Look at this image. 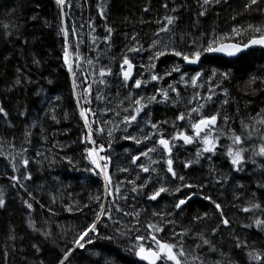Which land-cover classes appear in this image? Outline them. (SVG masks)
I'll return each instance as SVG.
<instances>
[{"label":"snow or ice","instance_id":"1","mask_svg":"<svg viewBox=\"0 0 264 264\" xmlns=\"http://www.w3.org/2000/svg\"><path fill=\"white\" fill-rule=\"evenodd\" d=\"M55 2L63 16L66 0H55ZM196 5V19L187 29L180 27V7L175 5V0L172 6L168 3L162 4L165 10L162 19L151 22L141 20V23L157 25L149 37L150 42L146 45L138 33L126 34L127 42L119 58L117 59L115 54L111 57V61L118 64L117 71L113 70L111 63L99 64V57L96 58L98 67L94 65L93 59L83 58L79 42L75 50L70 51L69 30L63 26L59 28V34L63 36V64L72 78V93L85 129L80 142L85 145L83 159L91 165V169L86 170L102 178L105 197H113V199H108L105 203L100 196H96L97 207L90 209L93 212L92 219L85 217V223L79 227L75 235L70 240L63 241V247L59 246L52 229L44 230L29 218L28 229L43 239H37L35 242L30 240L27 245L28 250L25 251L23 247L18 248L16 245L17 239L23 241L25 237L19 236L14 227H9L5 234L4 245L0 248V264H84L85 259L87 264H102V262L120 264L117 259L119 253L115 249L102 248V251H107L110 255L101 256L96 260L83 256L84 252L100 256V253L92 251L87 246L90 245L95 249L100 248L102 244L114 245L115 248L134 256L136 260L132 264L137 262L138 264H245V260L240 259L238 253L246 257L247 264H264V242L257 246L256 241L251 239L256 233L264 234V108L255 115L241 119L240 130L237 131L230 123L234 121V117L224 108L225 105L230 106L232 103L228 85L235 79L233 74L229 71L218 72L212 69L210 75L204 71H194V74L189 75L187 70L182 68V64L202 65L201 58L206 55L223 54L228 58H237L241 54H250L257 49L264 55V23H249L246 26L237 24L229 31L220 33L215 30L210 34L207 30L192 32L193 27L199 29L201 18L207 17L217 5L230 6V0H196ZM262 5L264 0H246L243 11L264 14ZM99 12L101 19L106 20L103 6L100 7ZM143 12H150V8L145 7ZM242 14L238 12L237 15L232 16V20L235 21L237 16ZM32 19L35 20L36 17ZM45 23L47 24V21ZM9 27L8 24L4 25L6 31ZM16 27L18 28L19 25ZM89 27L95 30L92 24ZM114 31L112 26H105L107 35L103 38V43L109 52L114 43L112 40ZM72 34L75 35L74 30ZM7 35L10 37L12 33L8 32ZM20 38L19 35L16 36L17 40ZM91 39L95 46L97 37L92 36ZM24 43L27 45L28 41L25 40ZM144 52L149 53V62L140 64L138 67L141 71L134 73V69L137 68L135 57ZM163 57H174L182 64L173 63L170 68L159 73L156 62ZM82 61L92 67L91 73H85V76H93L92 83L107 86L109 81L106 78L113 77L118 96L121 94L120 89L127 90L116 104L113 119L99 122L89 120V116H95L96 113L84 106L91 104L92 83L85 80L83 82L85 87L77 83V70L81 67ZM33 63L39 65L40 61L34 58ZM260 72L264 73V67ZM174 73L179 74V79H175ZM167 77H173V81L167 83V87L155 86L166 81ZM24 79L27 78L22 76L20 69H17V78L8 91L21 86ZM150 83L153 84L151 95H142L140 91H133L146 89ZM205 85H207L206 95L199 91L204 89ZM259 85H264V75H252L241 90L245 95L255 94L260 90ZM178 86L191 88V94L185 97ZM78 88H80L79 93ZM221 96L223 99H220ZM55 99L61 98L57 96ZM97 99L101 97L98 95ZM217 103L220 105L219 108H210V105ZM154 105H163L171 111V120L156 119L153 114ZM103 114L107 115V111ZM20 115L23 116L24 113ZM0 116L6 121L9 117L3 105H0ZM51 118L59 123L55 115ZM8 126L12 127V124L9 123ZM31 127H36V124L33 123ZM129 129L138 130L139 135H133ZM116 132H121L123 135L117 137ZM105 134L107 147L102 142ZM23 135L24 142L31 143V132L25 130ZM97 136L100 139H97ZM117 139L131 141L140 147L138 154L131 155V164L138 169V172L135 179L129 178L126 181L131 187L125 190L113 183L109 172L112 157L107 152ZM189 146H195L194 155L181 160V150L188 151ZM27 152L28 148L24 147L19 153L4 156V159L9 161L13 173H20V175H11L9 179L13 182V187L18 186L27 192L29 199L22 200V203L31 212L33 209L31 201L35 200V197L27 191V185L21 183V178L24 181L33 179L29 171L30 160L24 155ZM0 155L3 153L0 152ZM39 155L42 153L38 152L37 156ZM217 156H222L226 164L230 165L227 174L221 175L211 166ZM142 157L148 161L147 164H138ZM205 160L210 165L208 177H204L202 172L198 175L194 167L199 165L203 169L201 162ZM68 162L72 163L71 160ZM249 163L254 166L253 175L256 167L260 168L259 178L255 189H247L243 199L240 195L235 196V200H240L241 203L239 205L233 203V207L244 216L235 221L237 228L234 229V222L223 211V205L213 196L205 195L204 189L213 183L223 186L237 181L239 177L233 174L245 172ZM18 164L24 169L23 172ZM119 171L128 173L130 170L127 167H120ZM141 173L146 175L142 176ZM206 178L208 183L204 182ZM119 183L124 184L125 181ZM237 187L245 189L242 183H238ZM248 192L251 193L250 197ZM164 196L173 197L172 200L167 201L166 209L159 207ZM196 196L213 207L212 216L208 211H203L197 212L190 218L180 219L185 206H188ZM145 201L150 203L145 204ZM52 202L55 203V198ZM0 208H6L2 192H0ZM84 208H90V205L86 203L82 208L76 207L75 210L82 212ZM67 210L72 211L73 207ZM115 214L127 218L126 221L115 218ZM52 215L55 213L53 212ZM213 216L216 217L214 223H204L203 228L199 227L202 222L212 220ZM185 220H187L186 224ZM102 224L105 228L103 232L100 230ZM177 228L180 230L178 231ZM239 229H244L245 233L242 234ZM217 237H220L219 241ZM257 240H261V237L257 236ZM48 243L57 249L53 261H45L42 258Z\"/></svg>","mask_w":264,"mask_h":264},{"label":"trees","instance_id":"2","mask_svg":"<svg viewBox=\"0 0 264 264\" xmlns=\"http://www.w3.org/2000/svg\"><path fill=\"white\" fill-rule=\"evenodd\" d=\"M245 2L246 0H230V6L217 5L207 17L201 18L202 23L199 29L193 27L191 31L207 30L210 34L215 30L220 33L229 31L233 25L237 24L246 26L249 23H264V14L243 11ZM164 3L172 6L173 0H66L63 6L64 14L61 16V9L55 0H0V105H3L9 113L7 121L3 116H0V152L3 153L0 155V192L6 201V208H0V248L4 245L5 234L9 227H14L19 236L25 237L23 241L19 239L16 241L17 247H23L25 251L28 250L27 245L30 240L35 242L37 239H43L28 229L29 218L44 230L52 229L59 246L63 247V241L70 240L79 227L85 223V217L89 220L92 219L93 212L90 209L97 207L95 197L100 196L103 202V195H105L102 178L86 170L91 167L86 164V159H83L85 145L80 141L84 129L76 99L72 93V78L63 64V36L59 34V28L63 26L69 30L70 51H74L79 42L83 58L93 59L96 67L99 64L109 65L111 63L113 70L117 71L118 64L112 62L111 57L115 54L117 59L119 58L124 44L127 42L126 34L138 33L147 45L150 42L149 37L153 29L157 25L141 23V20L151 22L155 19H162L165 11L162 7ZM175 5L180 7V27L187 29L196 19V0H175ZM101 6L105 8L106 20L100 17ZM145 7H149L150 12H143ZM238 12L243 14L238 15L235 21L232 20V16L237 15ZM32 17H36V19L33 20ZM61 20H63V25H61ZM5 24L10 25L7 31L4 28ZM90 24L93 25L94 31L89 27ZM16 25L19 27L17 28ZM106 25L115 29L112 36L114 43L110 52L103 43V38L107 35ZM73 30L75 35L72 34ZM8 32L12 33L10 37L7 35ZM17 35L21 37L19 40L16 39ZM92 36L97 37L95 46L92 44ZM25 40L28 41L27 45L24 43ZM97 57L100 58L99 64L96 63ZM145 57H149V53L146 52ZM34 58L40 61L39 65L33 63ZM166 60L169 63L168 68L173 63H179L169 57L164 61ZM205 63L207 66H201L204 72L208 69L210 71L216 69L218 72L229 71L235 77L228 85L232 103L225 107L228 113L234 117V121L230 122L233 126H235V122L240 124L241 119L255 115L261 108H264V85H259L260 90L255 94L245 95L241 90L252 75H264L260 72V69L264 67V55L253 51L236 60L208 58ZM182 68L190 74L189 69L183 66ZM17 69H20L22 76L27 79L22 81L21 86L8 91L17 78ZM91 71L92 67L82 61L81 67L77 70V83L81 87L86 86L83 83L85 80L92 83L93 76H85V73H91ZM106 79L109 81L107 86L92 83L91 104L84 105L96 113L98 120H105V117L109 115L108 112L107 115L103 114L106 110H98L105 107L104 102L115 111L116 104L120 100L117 89L113 90L116 86L112 87L115 78L108 77ZM120 90L121 93L127 91L126 89ZM77 92H80V88L77 89ZM98 95L101 99H97ZM57 96L61 99L56 100ZM217 106L220 107L219 103L216 104ZM22 112L23 116L20 115ZM53 115L59 123L52 120ZM113 116L114 114L112 117L109 115V118H113ZM155 118L161 119L162 117L155 116ZM171 118L172 116L168 119L171 120ZM9 123L12 124V127L8 126ZM33 123L36 124L34 128L31 127ZM25 130L32 134L31 143L24 142L23 133ZM135 134L138 135V132ZM115 135L120 137L121 132H116ZM96 138L100 139L99 136ZM103 140L107 142V139L103 138ZM112 145L121 148L122 153L131 150L123 139L115 140ZM24 147L28 148V152L24 155L30 160L29 171L33 179L24 181L21 178V183L26 184L27 191H30L35 197V200L31 201L33 203L31 212L22 203V200L29 199L27 192L18 186L13 187V182L9 179L11 175H20V173H13L9 161L4 159V156L19 153ZM38 152L42 155L37 156ZM62 157L65 159H61ZM127 157L126 155L123 160ZM69 160L72 163H69ZM214 160V164H218L220 167L224 166L221 172L219 166H212L221 175L229 172L230 166L226 164L222 156H217ZM201 163L203 169L199 165L194 166L198 175L205 172V168L210 167L206 160ZM18 167L21 172L24 171L19 164ZM115 178L119 179V176ZM115 178L113 183L121 187ZM129 178L130 176L126 175L121 179V181H125L122 184L123 187L125 185V189L131 187V185L130 187L126 186V181ZM132 179L135 178L132 177ZM257 180L258 177L254 181L241 183L245 185L246 189H255ZM204 182L208 183L206 179ZM238 183L235 184L236 188L233 191L232 184L229 185V183L223 186L213 183L204 189L205 195L213 196L223 205V211L234 222V229L237 228L235 221L243 216V213H238L237 209L233 207V203L237 205L241 203L240 200H235V196L241 195V199H243L246 191L245 189L240 190L237 187ZM248 195L250 197L251 193L248 192ZM53 198H55V203L52 202ZM163 198L165 206L160 205L161 207H159L166 209L167 201L172 200L173 197L164 196ZM86 203L90 205V208H84L82 212L75 210L76 207L82 208ZM120 203L123 204V201ZM70 207H73L72 211H64ZM125 207L128 206L125 205ZM203 211H208L212 216L214 209L207 201L204 202L199 196H196L188 206H185V211L180 219L190 218L197 212L202 213ZM53 212L55 215H52ZM63 212H65V216L62 214ZM215 220L216 217L213 216L212 220L202 222L199 227L203 228L204 223L212 224ZM184 222L186 224L187 220ZM100 227H102L100 228L102 232L105 231L103 224ZM177 230L180 229L177 228ZM239 231L242 234L245 233L244 229H239ZM257 236H260L261 240H257ZM218 239L220 240V237H217ZM251 239L256 241L258 246L264 242V234L256 233ZM87 247L100 253V256L91 255V252L83 253L85 258L92 260L110 255L109 252L102 251V248L115 249L119 253L117 259L120 264H132L136 260L134 256L123 252L122 249L115 248L114 245L102 244L100 248L95 249L90 245ZM56 252L57 249L48 243L42 258L45 261H53ZM237 255L240 259H246L242 254L238 253ZM84 264H87V259L84 260ZM245 264H247L246 260Z\"/></svg>","mask_w":264,"mask_h":264},{"label":"flooded vegetation","instance_id":"3","mask_svg":"<svg viewBox=\"0 0 264 264\" xmlns=\"http://www.w3.org/2000/svg\"><path fill=\"white\" fill-rule=\"evenodd\" d=\"M145 64H147L148 62H149V60H148V57H145ZM177 63V62H176ZM194 71H202V70H200L199 69V67L198 68H195V69H193ZM205 73L206 74H208V75H210V73H211V71L208 69V71H205ZM173 76L175 77V79H179V74H176V73H174L173 74ZM167 79V83H171L172 81H173V77H167L166 78ZM117 89V87H115V89H113V90H116ZM225 107V106H224ZM109 111H108V114L112 117V115L114 114V111H113V109L111 108V106L109 105ZM98 110H100V109H98ZM108 153V152H107ZM194 155V153L193 152H191V153H188V155H186L187 157H190V156H193ZM117 163L115 164V161L113 162V164L112 165H114L115 166V168L117 167V168H120V167H122L120 164H119V162L118 161H116ZM122 164H124V165H126L127 163H129V161H128V157H127V159H125V160H123L122 162H121ZM251 166H252V170H253V165L251 164ZM109 167H111V164L109 165ZM127 168H129V166H127ZM138 183H139V181H138ZM232 184V182H230L229 183V185H231Z\"/></svg>","mask_w":264,"mask_h":264},{"label":"rangeland","instance_id":"4","mask_svg":"<svg viewBox=\"0 0 264 264\" xmlns=\"http://www.w3.org/2000/svg\"><path fill=\"white\" fill-rule=\"evenodd\" d=\"M206 87H207V85H205ZM120 93H121V90H120ZM122 96H123V93H121L120 95H119V98L120 99H122ZM221 99H222V97H220ZM104 104H105V107L104 108H100V110H106L107 112L109 111V104H107L106 102H104ZM112 108V107H111ZM217 108H218V106H217ZM119 153V152H118ZM120 165L122 166V167H127V166H129L130 165V163H127L126 165H124V164H122V163H120ZM208 170H209V168H205V172H202L203 173V175H204V177H208ZM255 171H257L258 173H260V168L257 166L256 167V169H255ZM206 182H208V179L206 178ZM236 188V186H235V182H232V191H233V189H235ZM161 206H165L164 204H161ZM160 206V207H161ZM65 212H68V210L66 209V210H64ZM65 212H63L62 214H63V216H65ZM240 214H242V213H240ZM66 216H69V215H66ZM243 216H244V214H243ZM242 216V217H243ZM219 240V239H218ZM229 248H230V246H229ZM230 250V249H229Z\"/></svg>","mask_w":264,"mask_h":264},{"label":"bare ground","instance_id":"5","mask_svg":"<svg viewBox=\"0 0 264 264\" xmlns=\"http://www.w3.org/2000/svg\"><path fill=\"white\" fill-rule=\"evenodd\" d=\"M199 69L202 70V69H201V66L199 67ZM111 78H112V77H111ZM110 83H111V82H110ZM109 85H110V84H109ZM98 87H99V86H98ZM112 87H113V88L115 87L114 84L112 85ZM108 88H109V86H108ZM114 89H115V88H114ZM107 90H108V89H107ZM92 92H93V91H92ZM221 97H222V96H221ZM220 99H221V98H220ZM215 106H216V105H215ZM225 107H226V105H225ZM225 107H224V108H225ZM189 153H191V152H189ZM129 166H130V165H129ZM240 190H241V189H240ZM245 190H247V189L245 188ZM242 193H243V192H242ZM240 196H241V195H240ZM242 197H243V195H242ZM127 206H128V205H127ZM129 257H130V256H129Z\"/></svg>","mask_w":264,"mask_h":264},{"label":"water","instance_id":"6","mask_svg":"<svg viewBox=\"0 0 264 264\" xmlns=\"http://www.w3.org/2000/svg\"><path fill=\"white\" fill-rule=\"evenodd\" d=\"M219 55H223V54H219Z\"/></svg>","mask_w":264,"mask_h":264}]
</instances>
